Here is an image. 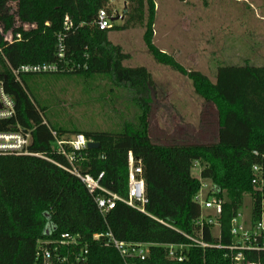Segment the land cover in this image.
Masks as SVG:
<instances>
[{"label":"trees","instance_id":"1","mask_svg":"<svg viewBox=\"0 0 264 264\" xmlns=\"http://www.w3.org/2000/svg\"><path fill=\"white\" fill-rule=\"evenodd\" d=\"M123 1V24L112 29L145 28L143 40L153 60L187 77L194 94L215 108L216 140L167 146L151 142L146 96L152 78L144 67H124L128 56L107 40L111 30L99 31L95 25L98 12L107 10V0H0L2 32L12 28L15 19L20 24L12 32L20 35L19 40L8 43L0 32V82L14 111L12 117L0 119V133L29 132L32 154L0 155V264H42L37 258L39 248L53 252L57 246L51 243L58 242L62 234L77 238L78 245L71 251L81 256L80 264H125L106 234L121 242L149 246L145 260L131 259L128 264H229L225 252L214 248L189 249L182 263L167 259L165 246L185 243L183 235L198 232L194 224L200 209L193 199L200 182L191 175L195 163L199 178L209 181L214 195L224 199L219 239L211 237L205 226L206 242L230 243V220L245 197L251 200L252 219L258 218L264 187L251 184V168L258 165L264 178V67L218 66L211 83L152 45L153 0ZM65 22L70 24L67 29ZM59 36L63 60L57 58ZM44 63L57 64L62 71L55 74L109 76L135 92L143 111L137 125L125 126L119 133H83L99 147L86 149L74 167L95 179L102 174V187L126 199L127 155L131 153L142 167L145 213L117 203L102 215L84 185L61 168L69 164L56 153L52 133L58 137L63 133L43 123L42 110L22 82L24 76L35 75L13 74L21 66ZM67 252L60 247L57 254L63 257Z\"/></svg>","mask_w":264,"mask_h":264},{"label":"rangeland","instance_id":"2","mask_svg":"<svg viewBox=\"0 0 264 264\" xmlns=\"http://www.w3.org/2000/svg\"><path fill=\"white\" fill-rule=\"evenodd\" d=\"M153 4L151 43L183 69L214 83L218 66L264 67V0H153ZM123 8V0H107L111 26L107 40L128 56L124 67H144L151 75L153 85L146 96L151 142L213 143L218 130L215 108L194 94L187 77L153 60L143 40L144 27L112 29L122 26L117 16L122 18ZM22 82L42 110L43 123L61 131L63 139L75 133H119L137 125L143 114L135 92L109 76L36 74L24 76ZM191 175L200 182V195H205L208 183L199 178V169L193 168ZM250 210L251 200L245 197L240 213L248 219ZM218 233L215 227L213 235Z\"/></svg>","mask_w":264,"mask_h":264},{"label":"built area","instance_id":"3","mask_svg":"<svg viewBox=\"0 0 264 264\" xmlns=\"http://www.w3.org/2000/svg\"><path fill=\"white\" fill-rule=\"evenodd\" d=\"M109 15L105 10H100L96 17L95 25L99 31H105L111 28L109 24ZM117 19L122 18L117 16ZM66 29L70 27L68 22L64 23ZM20 24L16 20L6 33L0 32L4 36V40L8 43L15 40H19L20 35H13V29L19 27ZM59 45L57 58L59 60L64 59V48L61 43V37H58ZM62 71L58 68L57 64H38V65H24L17 71L13 72L15 76L18 73L22 74H55ZM14 115L13 103L10 98L4 93L2 84L0 82V119H7ZM54 140L55 151L58 155L65 158L69 164V168H63L71 175L75 176L86 188L88 193L93 196L94 203L102 215H105L110 210L114 209L117 203H122L132 209H135L141 213H145V206L147 200L145 197V185L142 178V167L139 161L134 160L131 153L127 155V196L126 199H122L116 194H113L106 190L101 185L102 174L95 179L89 175L80 174L74 167V163L78 159H82V155L87 148V144L91 141L87 140L82 134H74L69 139H63L58 137L55 133H52ZM30 133L27 132H15V133H0V155H17V156H29L32 155L28 151L30 145ZM254 156H259L257 152H252ZM38 156V155H37ZM194 168H200L197 163L194 164ZM253 178L251 184L254 187L262 189L264 187V178L262 177V170L258 165H253L251 168ZM208 188L205 195L201 196V185L198 193L194 197V202L199 206L200 216L195 222L197 231L195 235H183L186 240L185 243L178 245L165 246L167 259L177 263H182L186 259V253L189 249H199L205 251L209 248L223 250L224 257L229 261V264H264V259L261 255H264V198H261L259 202L258 218L252 219V210L248 219H245L240 210L230 220V243L228 245H221L220 242L212 244L208 243L203 238V229L205 226L210 228L211 237L219 239V233L217 236L213 235L215 227L219 230L218 218L221 214L222 206L224 203L223 198H217L214 195L211 183L207 181ZM205 187V186H203ZM206 210L207 213L203 211ZM109 239V243L116 251L119 257L128 264L131 259H138L143 261L147 258L149 253V246L145 244H133L115 240L110 234H106ZM95 239L98 236L94 237ZM56 245L53 252L47 248H39L37 258L41 260L42 264H80L82 258L80 255L71 250L78 245L77 238L70 234H62L58 242L51 243ZM60 247L67 249L66 256H59L57 251ZM69 255V256H68ZM251 256H255L254 260Z\"/></svg>","mask_w":264,"mask_h":264},{"label":"water","instance_id":"4","mask_svg":"<svg viewBox=\"0 0 264 264\" xmlns=\"http://www.w3.org/2000/svg\"><path fill=\"white\" fill-rule=\"evenodd\" d=\"M98 147H99L98 144L93 143V142H89V143L87 144V148H88V149H96V148H98Z\"/></svg>","mask_w":264,"mask_h":264}]
</instances>
